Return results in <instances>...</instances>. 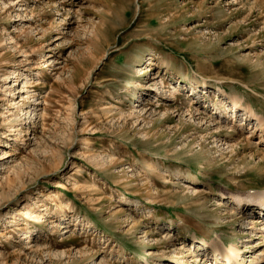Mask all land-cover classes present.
Here are the masks:
<instances>
[{
  "label": "rangeland",
  "instance_id": "1",
  "mask_svg": "<svg viewBox=\"0 0 264 264\" xmlns=\"http://www.w3.org/2000/svg\"><path fill=\"white\" fill-rule=\"evenodd\" d=\"M155 77L181 93L143 120ZM191 79L212 86L205 124ZM219 86L264 123L259 0H0V264H206L205 238L264 249L213 203L264 197L251 126L215 133Z\"/></svg>",
  "mask_w": 264,
  "mask_h": 264
},
{
  "label": "bare ground",
  "instance_id": "2",
  "mask_svg": "<svg viewBox=\"0 0 264 264\" xmlns=\"http://www.w3.org/2000/svg\"><path fill=\"white\" fill-rule=\"evenodd\" d=\"M259 2L261 4H264V2H262L260 0H259ZM11 75H12V77H11ZM11 75H10V77L8 76L7 78L17 80L19 73L17 71H14L13 73H11ZM204 81L205 82H203L201 85L199 84V82L197 83V82L193 81L192 79L189 81V83L192 84V88L194 89L190 95L192 97V99L190 100L191 101L190 103L195 102L194 104L196 106L195 113L193 115L192 114L190 115V119L198 120L199 124L207 123L206 119L203 118V116H202L204 113L201 112V107L204 108L205 104L200 105V99H199L200 93L201 92L207 93L212 88L211 83L209 84V82H206V80H204ZM9 83H11V80L9 81ZM151 83L152 84H150L149 88L145 89L147 91L145 94V98L139 100L138 101L139 105L136 106L137 115L139 118L143 117L142 118L143 120H145L146 118H151L152 116H154V106L156 104H153V103H158V102H160V100H163V101L171 100V97H168V96H170V95L172 96L173 93H174V95L181 93L180 92L181 90L178 89L176 86L172 87L173 90L171 92H169V91L167 92L166 90H164V80L161 77H155V79ZM153 84H154V86H153ZM195 84H196V86H195ZM197 87L199 89H197ZM24 88L27 90H25V91L21 90V91H19V94L20 93L23 94L25 92L28 93V86L25 85ZM200 88H206V90L202 91ZM216 90H217L216 93H219L220 96L217 97V95H215V94L210 96L211 98H214V99H216V97L219 98L218 100L214 101V108H213L212 113L215 114V117H213L212 121L210 120L212 122L213 127H214L215 133L216 132L221 133L222 129L225 127L228 128V130H230L231 132L232 131H238V130H236V128L238 127L239 130H242V131H238V132L240 134H242L244 131V128L251 126V128H249V129H251L250 133L247 136V138H245V142L248 145H250L252 140L257 138V136H258V139L255 140L256 143L254 145L257 149H263V146H264V123H263L262 117H260L258 114H256L251 109V107L249 105L243 104L240 100L236 99L235 97H232L230 101L227 100L229 97L226 96L227 93L225 92V90H222V87L220 88V86H219L218 89H216ZM213 91H215V90H213ZM151 94L153 95L152 96V98H154L153 100L148 99L149 98L148 96H150ZM225 97H227V99H225ZM36 101H37V99H36ZM229 102H230V104H229ZM40 103L41 102H39L36 105H40ZM229 105H230V107H229ZM156 106H159V105H156ZM166 118L168 119L169 115H166V113L164 112L163 119H166ZM143 120H141V121H143ZM143 122H141V123H143ZM219 142H221V145L224 146L223 149L231 147V145L228 144V142L226 140H222V141L219 140ZM86 144L88 145V144H90V142L87 140ZM232 147H235V145H232ZM258 152H260V154L263 155L262 161H264L263 152H261L260 150H258ZM194 191L196 194L201 192V190H199V191L194 190ZM259 192H264V191H259ZM256 195H258V194H256V193L255 194H248V195L240 194L238 196L234 195L235 197H232L231 193L229 194V193L224 192V193H219L217 195L218 198L216 200H213L214 201L213 203H216L217 205L226 204V206L228 207V210H230L232 212L234 211L238 215L242 216L243 222L241 223L242 224L241 227L246 229V231H250L251 236H256L258 234H264V197L260 198V196H257V197H259V199H258L257 197H255ZM229 200H231L230 203H228ZM126 203L128 204L131 202L130 201L128 202V200H127ZM250 211H253V212L251 213ZM257 215H259L260 217L256 218L255 216H257ZM225 219H227V218H225ZM215 225H216V227H218V223ZM220 229H221V227L219 228V230ZM166 237H168V236L166 235ZM145 239H146V237H145ZM193 240H196V237H194ZM211 240L209 241V238H205L204 243L200 244V247L197 246V250L199 251L198 256H200V254H201V255H203L202 258H208V263H206V264H264V249L260 250L261 246H259V245L254 246V248H252V249L245 248L244 250H241V251H233L232 253H229L231 251H229L227 247L230 246V244L226 245L224 243V241L221 239L215 238L214 240L213 239H211ZM237 247H239V246H237ZM259 250H260V252H257ZM210 251H212V254H209ZM246 253H251V255L247 256ZM210 256H212V257L210 258ZM247 257H249V258H247ZM247 259H249V260L247 261ZM101 263H102V260L98 264H101ZM176 263L177 264H195L197 262L191 260L190 263L184 262V261L183 262H176Z\"/></svg>",
  "mask_w": 264,
  "mask_h": 264
}]
</instances>
